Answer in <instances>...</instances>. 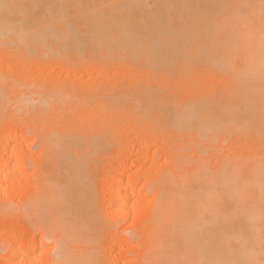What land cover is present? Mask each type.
I'll list each match as a JSON object with an SVG mask.
<instances>
[{
    "label": "bare ground",
    "instance_id": "1",
    "mask_svg": "<svg viewBox=\"0 0 264 264\" xmlns=\"http://www.w3.org/2000/svg\"><path fill=\"white\" fill-rule=\"evenodd\" d=\"M40 1L0 4L11 14H26L7 4ZM73 1L80 18L109 20V34L123 33L129 46L139 45L164 60L177 50L192 48L204 70L220 81L214 92L195 100L194 125L190 131L184 129L197 140L195 152L205 156L192 164L177 161L171 172L147 181L155 197L142 225L140 264H264V0ZM97 2L99 6H93ZM49 12L70 14L61 0ZM134 32L138 38L142 34L140 41ZM98 34L103 35L95 37ZM73 140L64 133L44 139L40 179L23 207L36 216L31 225L45 226L54 243L49 264H98L93 243L105 218L92 206L91 176L82 160L69 158L78 150ZM100 141L97 136L96 147ZM18 152L14 170L25 176ZM10 165L0 160V176ZM122 179L118 176L115 185ZM132 183L131 177L127 184ZM125 189L115 190L113 214L129 215V199L135 194L144 198L142 191ZM135 235L137 241L144 239ZM37 241L25 238L20 247ZM15 246L9 250L12 257L19 249Z\"/></svg>",
    "mask_w": 264,
    "mask_h": 264
},
{
    "label": "rangeland",
    "instance_id": "2",
    "mask_svg": "<svg viewBox=\"0 0 264 264\" xmlns=\"http://www.w3.org/2000/svg\"><path fill=\"white\" fill-rule=\"evenodd\" d=\"M56 1L7 4L26 14H11L0 4V148H9L0 151V160L11 164L0 176V264H49L54 257L45 226H32L36 216L23 205L40 179L42 143L52 133L74 138L78 150L69 158L82 160L91 176L92 206L105 218L93 243L97 263L140 264L142 225L155 197L147 181L171 172L177 161L192 164L205 156L195 152L197 140L184 129L194 125L195 100L214 92L220 81L204 70L192 48L164 60L129 46L123 33L109 34L111 21L80 18L73 0H61L69 15L50 13ZM15 134L25 142L12 139ZM17 152L25 176L14 170ZM117 175L123 178L118 186ZM117 187L144 192L145 199H129L127 216L113 214ZM31 237L36 244L20 247Z\"/></svg>",
    "mask_w": 264,
    "mask_h": 264
}]
</instances>
